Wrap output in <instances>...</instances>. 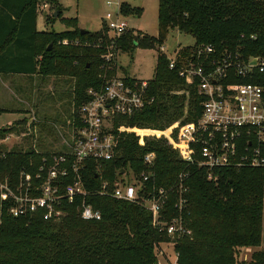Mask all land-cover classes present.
Returning <instances> with one entry per match:
<instances>
[{"label":"trees","instance_id":"obj_1","mask_svg":"<svg viewBox=\"0 0 264 264\" xmlns=\"http://www.w3.org/2000/svg\"><path fill=\"white\" fill-rule=\"evenodd\" d=\"M40 2L0 0V74L75 77L74 100L80 107L89 100L90 88L100 89L117 75V58L107 61V53L157 47V67L148 89L149 97L155 99L132 116L115 118L114 157L88 161L83 180L89 193L84 199L64 201L60 219L46 220L39 212L23 217L6 211L0 214V264H156L161 245L167 246L171 240L154 228L152 212L141 204L99 193L104 181L111 189L129 171L136 179L153 173L144 182L147 192H153L154 186L172 188L180 174L188 172L193 234L167 246L178 253L177 264H264V168L224 167L215 171L218 179L211 180L197 162L187 164L163 133L173 122L195 120L201 114L206 96L200 93L198 81L188 84L179 75L186 60L195 59L199 46L212 44L219 52H240L246 60L264 59V0H159L157 37L131 30L111 37L106 24L100 31L82 34L76 18L66 21L74 27L71 30H39ZM142 10L127 2L121 4L124 16L141 14ZM173 29L191 32L195 38L193 46L180 48L175 68L159 48ZM65 39L68 44H64ZM125 79L133 80L129 76ZM233 81L264 87V71L256 68L249 78L234 74ZM71 118L72 125L79 123L76 111ZM10 129L0 130V140L12 132ZM176 133V129L171 130L172 136ZM61 152H41L32 143L25 149L2 150L0 144V180L8 177L17 183L22 171L35 176ZM149 152L156 153L153 167L144 163ZM71 181L72 177L64 179L61 189ZM175 197L167 205L170 214ZM83 201L99 210L101 219L84 220L80 216ZM240 248L255 250L249 260H239Z\"/></svg>","mask_w":264,"mask_h":264},{"label":"built area","instance_id":"obj_2","mask_svg":"<svg viewBox=\"0 0 264 264\" xmlns=\"http://www.w3.org/2000/svg\"><path fill=\"white\" fill-rule=\"evenodd\" d=\"M107 4L113 6L114 2L108 1ZM117 5V13L107 12L105 19L108 31L114 37L128 30L121 3ZM159 48L165 53L164 44ZM179 50L175 58L168 56L171 68L176 67ZM196 54L195 59H188L181 66L179 75L188 84L198 81L199 91L206 100L197 119L178 120L168 129L167 135V131L164 132L168 143L177 149L187 164L197 162L205 168L211 180H217L215 171L224 167L264 168V87L254 82L240 84L233 81L234 74L249 78L256 68L264 71V59L256 58L257 64L254 65L255 58L246 60L240 52L227 49L219 52L212 44L199 46ZM114 57L113 51L106 54L107 61ZM148 89L149 80H127L118 75L107 79L100 89L90 88L89 100L80 106L79 123L73 125L68 148L55 154L51 164H43L35 176L22 171L17 183L8 177L0 180V214L6 211L11 216L23 217L39 212L46 220H58L65 212L64 201L71 203L77 197L84 199L89 193L83 180L88 161L99 162L114 157L115 118L132 116L152 103L155 98L149 97ZM173 129L177 130L175 136L171 135ZM155 159L156 153L149 152L144 156V163L153 167ZM124 175L125 172L111 189L109 182L104 181L99 193L148 208L153 214L154 228L164 231L170 238L167 246H172L180 237L192 236L187 198L189 186L186 184L188 172L180 174L174 187L154 186L153 192H147L144 186L153 173H143L140 179H136L132 171L131 178H124ZM68 177H72V181L62 190L61 184ZM174 194V212L170 214L167 205L172 202ZM80 216L84 220H99L102 214L83 201ZM161 246L158 252L165 258L166 248L170 247ZM174 253L178 259V253Z\"/></svg>","mask_w":264,"mask_h":264},{"label":"rangeland","instance_id":"obj_3","mask_svg":"<svg viewBox=\"0 0 264 264\" xmlns=\"http://www.w3.org/2000/svg\"><path fill=\"white\" fill-rule=\"evenodd\" d=\"M108 1L114 2V5L108 6ZM118 2L143 9L141 14H122L128 21V30L158 36L159 0H41L38 4V29L51 32L71 30L74 27L67 25L66 21L76 18L77 28L100 31L105 27L107 12L117 13ZM44 4L47 6L44 7ZM56 12L57 16L54 15ZM106 32L113 37L111 32ZM64 42L68 44L67 39ZM194 44L195 38L190 33L173 29L164 43V51L170 58H175L180 48ZM158 55L157 47L137 46L132 52L117 51L114 57L117 58V75L151 80L155 76ZM75 82L76 78L70 76L0 74V108L4 109L0 113V130L11 128L12 131L7 133L4 141H0L1 149H25L32 143L41 152L52 154L66 150L73 133L71 113L76 111L78 117L80 113V107L75 105L74 100ZM187 109L188 105L185 114ZM171 126L163 133L167 131V135ZM132 129L139 131V128ZM125 173L124 178L132 177L131 171ZM254 250L240 248L239 260H249ZM166 252L165 258L157 253L156 264H175L174 251L166 248Z\"/></svg>","mask_w":264,"mask_h":264},{"label":"water","instance_id":"obj_4","mask_svg":"<svg viewBox=\"0 0 264 264\" xmlns=\"http://www.w3.org/2000/svg\"><path fill=\"white\" fill-rule=\"evenodd\" d=\"M55 16H57L58 15V12H56L55 14H54ZM89 30H85V29H81L80 30V32L83 34V33H86V32H88ZM191 33V32H190ZM52 48V44H50V46H49V49H51ZM253 64L255 65V64H257V60H256V58L253 60Z\"/></svg>","mask_w":264,"mask_h":264},{"label":"crops","instance_id":"obj_5","mask_svg":"<svg viewBox=\"0 0 264 264\" xmlns=\"http://www.w3.org/2000/svg\"><path fill=\"white\" fill-rule=\"evenodd\" d=\"M8 137V136H7ZM10 137V136H9ZM8 139V138H7ZM0 141H2V140H0Z\"/></svg>","mask_w":264,"mask_h":264}]
</instances>
